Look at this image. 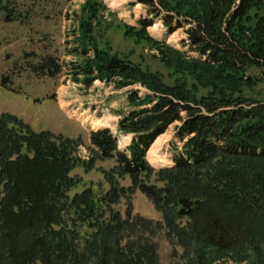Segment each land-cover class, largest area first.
Listing matches in <instances>:
<instances>
[{
	"label": "trees",
	"instance_id": "1",
	"mask_svg": "<svg viewBox=\"0 0 264 264\" xmlns=\"http://www.w3.org/2000/svg\"><path fill=\"white\" fill-rule=\"evenodd\" d=\"M145 4L169 34L189 27L188 48L197 55L189 58L207 80L182 70L164 49L163 63L180 75L173 86L99 50L93 36L98 9L85 7L81 44H93L94 58L75 66V74L88 84L121 78V88L147 89L143 96L130 90L128 105L135 109L119 123V131L133 139L122 151L109 130L91 133L96 158L115 162L104 172L110 188L73 194L80 180L72 172L92 169L74 157L75 144L0 118V264H161L152 228L166 230L190 253L186 264H212V252L264 264V97L246 94L264 84V0ZM152 24L143 20L127 35L149 40L145 31ZM35 68L49 77L60 71L51 58ZM251 69L261 76L249 74ZM177 122L182 150L171 168L156 170L147 154ZM125 177L130 188L120 184ZM136 190L152 200L162 222L132 218L130 211L122 218L116 206Z\"/></svg>",
	"mask_w": 264,
	"mask_h": 264
},
{
	"label": "rangeland",
	"instance_id": "2",
	"mask_svg": "<svg viewBox=\"0 0 264 264\" xmlns=\"http://www.w3.org/2000/svg\"><path fill=\"white\" fill-rule=\"evenodd\" d=\"M147 0H0V118L10 117L36 133H47L57 141H70L74 157L82 164L72 176L79 178L80 186L73 191L80 193L92 188L98 194L109 190L104 172L115 167L114 161L96 158L91 143V133L109 130L118 138L119 149L125 151L132 142V135L119 131L120 121L133 109L128 105L130 90L143 96L147 89L140 84L121 88V78L94 80L88 84L83 76H76L75 66L94 58L93 44L83 46L80 24L89 17L85 7L98 9L93 20L94 42L99 50H110L111 55L128 60L144 72L157 74L167 86L176 82L173 69L163 63L161 50L179 60L181 69L194 73L203 81L208 75L189 57H197L188 48V26L169 34L162 18H156L145 4ZM6 10H3V9ZM13 15L12 22L5 18ZM143 20L153 24L145 31L149 40L139 41L128 36L129 27L139 29ZM161 43L164 45H157ZM87 46V48H86ZM84 47V48H83ZM87 50V55L82 54ZM172 51V52H170ZM53 59L60 71L53 77L37 73L36 68L47 59ZM177 62H173L176 67ZM249 74L260 77L261 72L251 69ZM180 76V75H179ZM247 95L264 97V84ZM102 123L100 128L97 124ZM99 128H94V127ZM177 122L169 127L153 144L147 159L156 170L171 168L175 153L181 152L185 141L178 135ZM94 161V162H93ZM130 188L132 181H120ZM123 219L130 211L132 218L139 217L152 223L162 222V213L152 200L136 190L128 199L116 206ZM151 242L155 244L161 264H186L187 250L167 236V231H155ZM135 243L137 241L134 239ZM129 243V239L126 240ZM212 264H252L232 253L212 252Z\"/></svg>",
	"mask_w": 264,
	"mask_h": 264
},
{
	"label": "bare ground",
	"instance_id": "3",
	"mask_svg": "<svg viewBox=\"0 0 264 264\" xmlns=\"http://www.w3.org/2000/svg\"><path fill=\"white\" fill-rule=\"evenodd\" d=\"M97 125H98L100 128H102V127L104 126L102 123H99V124H97ZM98 126H97V127L95 126L94 128H99Z\"/></svg>",
	"mask_w": 264,
	"mask_h": 264
}]
</instances>
